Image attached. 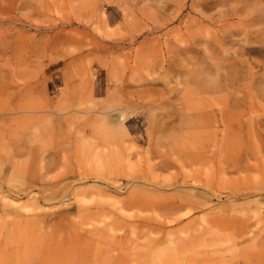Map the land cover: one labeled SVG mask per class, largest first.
<instances>
[{
    "label": "rangeland",
    "instance_id": "1",
    "mask_svg": "<svg viewBox=\"0 0 264 264\" xmlns=\"http://www.w3.org/2000/svg\"><path fill=\"white\" fill-rule=\"evenodd\" d=\"M0 264H264V0H0Z\"/></svg>",
    "mask_w": 264,
    "mask_h": 264
}]
</instances>
